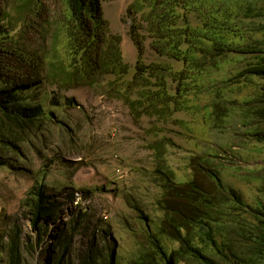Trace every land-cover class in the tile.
Wrapping results in <instances>:
<instances>
[{"label":"trees","instance_id":"obj_1","mask_svg":"<svg viewBox=\"0 0 264 264\" xmlns=\"http://www.w3.org/2000/svg\"><path fill=\"white\" fill-rule=\"evenodd\" d=\"M115 1L0 0V166L11 153L22 154L28 136L56 123L41 102L22 94L49 77L68 90L115 92L137 123L186 127L178 114L203 113L210 136L221 134L213 137L218 149L228 147V135L264 148V0H127L137 50L130 78L122 36L103 11L104 3ZM171 142L150 143L160 162L155 175L162 217L155 223L130 202L140 231L133 230L135 251L120 264H264V171L241 178L259 183L255 203H248L224 182L213 147L190 159L189 181H178L165 160ZM24 205L39 230L57 215L43 185L30 190ZM5 237L0 264H22L20 232L12 227ZM58 239L51 264H73L66 259L68 233ZM101 257V263L91 256L84 264H114L109 254Z\"/></svg>","mask_w":264,"mask_h":264},{"label":"rangeland","instance_id":"obj_2","mask_svg":"<svg viewBox=\"0 0 264 264\" xmlns=\"http://www.w3.org/2000/svg\"><path fill=\"white\" fill-rule=\"evenodd\" d=\"M127 4V0L104 3L103 11L112 31L122 36L123 56L132 67L130 78L137 50L129 36ZM27 90L22 94L41 102L56 123L49 122L41 134L28 136L22 154L11 153L7 165L0 166V236L8 241L5 236L12 227L20 232L22 264H51L63 230L70 237L66 259L73 264H84L91 256L101 263L103 252L120 264L122 257L133 254L138 238L133 230L140 231V227L130 202L155 223L162 217L155 175L160 162L150 148L160 138L172 141L166 146L165 160L178 181H189L190 159L213 147L218 150H211L213 162L221 169L224 182L248 203L258 197L259 183L241 178L252 180L253 172L264 171V148L228 135V147L218 149L213 137L221 134L212 131L210 136L211 126L203 120V113L178 114L186 127L149 119L137 123L129 108L108 89L82 86L68 90L49 77L40 89ZM69 99L76 105L69 106ZM156 128L159 136L154 134ZM228 130L233 133V126ZM39 185L46 188L57 211L55 218L43 221L40 230L33 227V216L24 205L30 190Z\"/></svg>","mask_w":264,"mask_h":264}]
</instances>
